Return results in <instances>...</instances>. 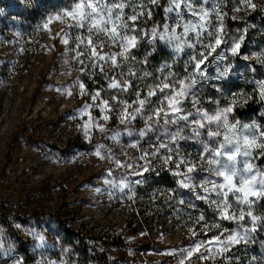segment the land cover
Wrapping results in <instances>:
<instances>
[{
	"label": "rangeland",
	"instance_id": "obj_1",
	"mask_svg": "<svg viewBox=\"0 0 264 264\" xmlns=\"http://www.w3.org/2000/svg\"><path fill=\"white\" fill-rule=\"evenodd\" d=\"M80 2L49 12L38 33L23 38L26 1L0 0V264H77L85 243L119 264H257L256 201L264 196L240 203L242 193L230 192L225 198L213 190V183L223 182L216 175L221 165L208 161L220 158L204 146L218 148L223 136L210 139L207 132L224 129L208 124L201 114L216 115L230 107L227 122L237 125L241 143L249 135L244 125L264 142L256 115L232 117L249 97L246 87L257 90L264 116V0H167L159 29L147 25L157 0H103L124 4L122 22L128 27L120 31L137 41L125 57L119 56L120 42L102 33L70 27L71 18L50 20ZM204 11L208 16L201 21ZM133 15L137 19L129 20ZM225 21L237 24L227 27ZM192 24L200 36L183 34L185 25ZM154 29L161 43L157 50ZM217 34L229 43L215 55L205 46L215 45ZM240 37L239 53L233 56L230 49ZM140 42L141 51L135 53ZM93 46L105 59L92 55ZM198 59L204 60L203 77L194 68ZM149 60L156 71L145 69L151 78L146 97L156 100L149 113L138 115L135 109L140 107L123 101L121 91L130 85L137 65ZM86 67L97 75L98 86L92 89L82 79ZM193 75L197 84L181 98V112L172 115L165 95L178 91L180 80L190 83ZM113 81L119 87H109ZM163 84L169 89L161 91ZM149 91L155 94L148 97ZM252 105L256 107V100ZM133 113L134 118L125 119ZM246 165L251 172L243 171ZM235 169L233 183L239 176H255L259 189L264 148L238 157ZM181 181L190 187H181ZM122 184L127 185L123 190ZM225 203L228 208L222 211ZM225 214L232 218H223ZM233 235L243 238L228 242ZM110 237L121 241L120 246L100 242ZM197 245L199 251L190 252Z\"/></svg>",
	"mask_w": 264,
	"mask_h": 264
},
{
	"label": "snow or ice",
	"instance_id": "obj_2",
	"mask_svg": "<svg viewBox=\"0 0 264 264\" xmlns=\"http://www.w3.org/2000/svg\"><path fill=\"white\" fill-rule=\"evenodd\" d=\"M153 3H156V0H152ZM176 7L179 8L180 5L177 3ZM254 7V6H253ZM124 8V4H113V5H107L103 3V0H81L80 3L76 4L75 8L72 9L69 12H65L63 16H57L52 17L51 19L60 20L62 23L64 22V18H71L74 23L70 25V27H88V31L96 32L98 34H104L106 35L110 40L118 41L120 42L119 46L122 48V51L119 53L120 57H125L126 54L129 52L130 48H134L137 46V41L135 37H128L126 35H123L120 29L127 28V23L122 22V10ZM171 11V9H169ZM208 16V12L204 11L200 15V20L205 21V18ZM129 20L135 21L137 17L135 15L130 16L128 18ZM47 27V25H45ZM200 29L204 28V23H201L199 25ZM189 31L196 32L197 36H200L201 33L197 31V25H185L184 27V35H187ZM219 31H223L222 29ZM153 35H157L155 32V29L153 30ZM176 40H179V37H173ZM160 39H164L163 35H160ZM243 41V37H240V41L234 42L232 44V47L230 49L233 56L237 55L240 50L241 42ZM63 43H67V40H63ZM171 43V40L168 41ZM222 43L227 44L229 41L223 40L219 34L216 35L215 38V45H206V48H211L212 51H215V48L220 46ZM89 45H92V41L89 38ZM189 48L193 47V45L189 44ZM177 51H182V47L180 44L176 45ZM211 52H208V55H210ZM92 55L98 59H105L104 56L99 55L96 53L95 48L93 46V53ZM112 60L113 65H116L117 60L115 56L109 57ZM222 58V57H221ZM205 59L207 57L205 56ZM204 63V60H197V62L194 65V68L196 72L200 76H204V73L201 71V65ZM227 71L221 73V76H226ZM196 76H192L190 78V83L186 84L184 80L179 81L180 89L176 91L173 89L172 94H166L165 99L167 100V107L171 110L172 115H177L181 112V108L179 105L182 103L183 97H185L188 94V91L192 86L197 84ZM109 87H119V85L113 81ZM169 84H163L161 87V91L164 89H169ZM81 88L83 89V85H81ZM155 93L153 91L148 92V97L153 96ZM99 94L97 93V96ZM195 95V93H193ZM261 96L264 97V84L261 85ZM147 101V97L145 99H140L139 104L140 108L135 109V113H139L142 111L143 106L145 105ZM106 103V102H105ZM232 108H227L224 111L217 112L216 115H208L207 113H203L202 119L206 120L208 124L216 123L217 129L223 128L224 131L221 132L220 130L216 131H208L207 136L212 139L216 137L223 136L222 141H217L219 144L218 148H215L214 150H209L207 145L204 146V151L209 152L210 155L214 157H219L220 159H212L209 160V164H220V169L216 170V175L218 177H222L223 182L216 184L213 183V190L219 189V194L223 197L227 198L228 194L231 193H242L243 196H237V200L240 203H249V196H264V180L259 181V189L255 188V185L257 183L256 177L252 176L250 178H246L245 176H239V179L237 183L239 186H237V183H233L234 178L238 176V173L235 169V164L237 162L238 157H247L251 155V150L255 148H264V142H258V137L255 135V133L252 132L251 127L248 125H244L245 129H248L249 135L243 136V142L241 143L240 138L236 137V124H228L226 112H231ZM159 112L163 113L164 109H160ZM133 114H126L125 119L134 118ZM104 119L107 120L108 117L104 116ZM151 119V117H150ZM179 119H187L185 116H180ZM221 120H223V124L219 123ZM124 120H122V123ZM177 121H166V123H175ZM196 123L199 125L200 128H204L205 124L201 121H196ZM87 125H85V130H87ZM254 127V126H253ZM139 135L143 137L145 135L144 132H140ZM199 135V133H197ZM119 136V133H116L111 137L112 140H116ZM235 137V139H234ZM260 137H264V132L260 133ZM135 147V145H132ZM160 147H165V145H160ZM97 156H100L99 150L96 152ZM152 155H155V153H152ZM103 158V157H101ZM203 158V157H202ZM226 161V162H224ZM231 165V167H230ZM147 171V169H145ZM194 171L193 167H188V172L191 173ZM245 173L251 172V165H246L243 169ZM190 179V177H185V180ZM142 181H137V183H141ZM181 187H190L189 184L185 183L184 181H181ZM124 187H127L126 184H122L121 190H123ZM227 189V191H225ZM205 191H208L206 188ZM228 208V204L225 203L223 205L222 211L226 210ZM223 218L225 219H231V216L224 215ZM243 218V217H241ZM243 237H239L237 235L230 236L228 238V242H238L239 239H242ZM199 245L191 251H199Z\"/></svg>",
	"mask_w": 264,
	"mask_h": 264
},
{
	"label": "trees",
	"instance_id": "obj_3",
	"mask_svg": "<svg viewBox=\"0 0 264 264\" xmlns=\"http://www.w3.org/2000/svg\"><path fill=\"white\" fill-rule=\"evenodd\" d=\"M26 6L24 8V14L22 18L24 21L21 22V27L23 31V38H28V36L32 33H38V30L41 28V22L44 21L45 16L56 9L69 6L74 2V0H25ZM167 0H157L155 8H152L151 5V15L148 16V27H156L161 28L163 23L165 22L164 15V5ZM227 27L233 26L237 24L234 21H225ZM261 26H264V17L261 19ZM149 34V33H148ZM225 38V37H224ZM223 38V40H224ZM152 42L155 45V50L161 47V43L158 36L153 35ZM141 44L139 43L138 47L134 49L135 53L141 51ZM224 48V44L222 43L220 46L215 48L213 53L215 55L219 54ZM152 62L149 60L147 63H140L135 68V73L131 75L130 85L121 91V99L127 102V104H131L134 102V106L141 107L139 104L140 99H144L146 97L147 88L150 84L151 78L146 77L145 69L156 71V67H152ZM125 71V70H124ZM95 71H89L86 67V72L82 75V79L88 89H92L98 85H96L95 81L97 79ZM155 76V74H154ZM245 96H249L245 98L246 103L242 105V107H238L234 109L232 117L236 120L242 119L245 113L250 115H256L260 124L264 127V116L259 114L261 99L257 90H253L250 87H246L244 91ZM155 97L150 98L141 112L138 115H145L149 113L150 109L154 104ZM256 100V107L252 105V102ZM131 106V105H130ZM256 262L257 264H264V198H260L259 201H256ZM100 242L104 244L105 247L110 246H120V242H115L114 237H110L109 239H101ZM77 264H119L116 259H110L107 255L106 251H98L96 249H89L88 244L85 243L80 249L77 257Z\"/></svg>",
	"mask_w": 264,
	"mask_h": 264
},
{
	"label": "built area",
	"instance_id": "obj_4",
	"mask_svg": "<svg viewBox=\"0 0 264 264\" xmlns=\"http://www.w3.org/2000/svg\"><path fill=\"white\" fill-rule=\"evenodd\" d=\"M123 120V119H122ZM121 123V125H123L124 124V122L122 123V121L120 122ZM135 171H133V173H134ZM130 174H132L131 172H130Z\"/></svg>",
	"mask_w": 264,
	"mask_h": 264
}]
</instances>
